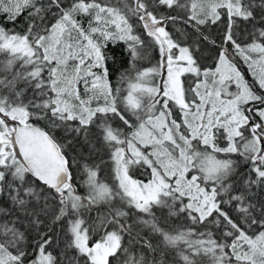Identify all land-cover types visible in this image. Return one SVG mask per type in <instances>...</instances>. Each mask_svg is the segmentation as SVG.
Returning <instances> with one entry per match:
<instances>
[{"label":"snow or ice","instance_id":"snow-or-ice-1","mask_svg":"<svg viewBox=\"0 0 264 264\" xmlns=\"http://www.w3.org/2000/svg\"><path fill=\"white\" fill-rule=\"evenodd\" d=\"M0 5L13 26L27 14L23 32L0 27V264H264V0ZM161 8L183 10L205 40L199 26L226 16L231 48L201 69L166 30L179 17ZM133 18L159 50L156 67L135 69L145 41ZM239 21L252 26L247 43ZM120 42L135 75L113 87L106 49ZM78 137L88 153L70 162ZM94 156L110 161L111 183ZM42 217L60 225L57 255ZM22 225L36 233L31 258Z\"/></svg>","mask_w":264,"mask_h":264},{"label":"trees","instance_id":"trees-1","mask_svg":"<svg viewBox=\"0 0 264 264\" xmlns=\"http://www.w3.org/2000/svg\"><path fill=\"white\" fill-rule=\"evenodd\" d=\"M3 5H0L2 7ZM171 14L172 16H178L179 18L175 21H167L165 24L166 30L173 36L174 39H177L186 45H192V50L195 53V57L197 59L198 65L201 69L206 68H214L216 64V60L218 57V53L221 50L222 46H225L223 43L224 33L226 31V22L227 17L223 16L220 21H217L215 24L208 23L202 26H199L200 32L207 36L208 39L205 40L203 38H199L196 29H194L189 23H187V16L183 10L177 9L175 11L170 9L161 8L158 12V15H167ZM26 13L22 14L17 23L13 26L8 20L6 14L0 11V27L14 28L15 31L23 32L26 28L27 20ZM134 25H136L135 31L137 34L141 35L145 41V46L141 48V56L135 62V69L144 71L149 68L156 67L160 62L159 50L156 46L152 44L151 38H149L143 27L139 25L138 21L135 18L131 21ZM259 23V21H257ZM252 26L245 21H239L236 29V36L241 43L248 42V33L252 31ZM196 41L193 44V41ZM225 47L231 48V45H226ZM175 52L178 50H174ZM106 52L109 56V59L106 63V67L109 72V80L113 87L121 86V78L122 76L128 75L130 72L134 76L135 72L133 71V64L130 60L128 52L126 50V45L123 42H120L116 45H109L106 49ZM210 55L208 59L206 57ZM233 59L236 60V56H233ZM246 68V67H245ZM249 71V69H248ZM249 73V72H248ZM250 75V73L248 74ZM185 82L187 83L189 79H187V75L183 77ZM160 80V76L153 77V82L158 83ZM248 81L252 82V77L248 79ZM123 87H127V84L124 83ZM259 91V89H257ZM113 126L121 125L122 122L116 118L112 121ZM38 126H44L43 124H39ZM57 137H60L62 134L60 132L56 133ZM65 152L68 156L70 162L72 158L76 156L78 153L84 154L87 156L88 149L87 147L81 146V138H76L75 141L68 144L65 148ZM99 155H104L101 152ZM95 160L97 163H100L99 156H94L89 159V163ZM83 163V160L81 161ZM108 165V166H106ZM101 171L99 173L100 179L111 183V170H110V161L107 160L105 156L104 162L100 163ZM73 173V183L78 185V190L80 193H85V188L82 184V173L77 170L75 165L72 167ZM135 178L144 180L146 179L140 170H136L133 173ZM229 211H231L229 209ZM44 223L41 225V230L43 232H47L48 235L54 240V244L48 250L51 251L54 255H57L60 249L64 246L62 231L59 223L53 224L50 219H45ZM179 223L177 222V226ZM190 223V222H189ZM49 226L53 229L49 231ZM21 231H25V227L22 225ZM36 233L27 230L25 231V240L22 242V246L26 247V250L29 253V257L31 258L35 252L37 251L36 244Z\"/></svg>","mask_w":264,"mask_h":264},{"label":"rangeland","instance_id":"rangeland-1","mask_svg":"<svg viewBox=\"0 0 264 264\" xmlns=\"http://www.w3.org/2000/svg\"><path fill=\"white\" fill-rule=\"evenodd\" d=\"M182 2H183V0H182ZM176 54L178 55L179 53H178V51H176ZM210 57V55L208 54V56L206 57V59H208ZM235 62L238 64V66H239V69H240V71L245 75V77H246V79L248 80V79H250V77H251V75H248L249 73V71H248V67H247V65L240 59V57L239 56H236V60H235ZM246 67V68H245ZM95 71H101L100 69H96ZM162 71V73H163V70H161ZM163 78V76H160V80ZM187 79H189V80H191V79H193V77H191V76H187ZM159 80V81H160ZM159 81H158V83H159ZM233 90H235L234 88H233ZM177 116H178V112H177Z\"/></svg>","mask_w":264,"mask_h":264}]
</instances>
